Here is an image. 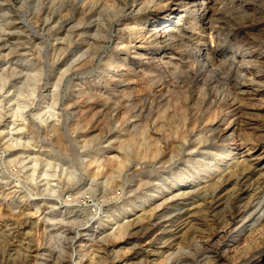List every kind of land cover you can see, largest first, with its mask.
<instances>
[{
	"label": "rangeland",
	"instance_id": "374dc122",
	"mask_svg": "<svg viewBox=\"0 0 264 264\" xmlns=\"http://www.w3.org/2000/svg\"><path fill=\"white\" fill-rule=\"evenodd\" d=\"M0 264H264V0H0Z\"/></svg>",
	"mask_w": 264,
	"mask_h": 264
},
{
	"label": "bare ground",
	"instance_id": "6f19581e",
	"mask_svg": "<svg viewBox=\"0 0 264 264\" xmlns=\"http://www.w3.org/2000/svg\"><path fill=\"white\" fill-rule=\"evenodd\" d=\"M181 2V1H180ZM155 29V28H154ZM154 33V32H153ZM162 33V32H161ZM158 35V34H157ZM248 62V61H247ZM245 64V63H244ZM55 100H56V98H55ZM225 149V147H223V150ZM222 155H224V152L223 151H221V153H220V156H222ZM117 160V159H116ZM253 160V159H252ZM118 163L119 164H122V160H120V161H118ZM117 163V164H118ZM255 163V162H254ZM125 164V163H124ZM115 165V164H114ZM127 165V164H126ZM123 167H124V165H122ZM117 167H118V165H117ZM122 167V168H123ZM263 170V169H262ZM189 180V178H188V176H186V175H183L182 176V178L181 179H179L178 181H177V184H180V185H182V183H184V182H187ZM59 198V197H58ZM134 212V211H133ZM129 214V212H127V215ZM132 214H135V212L134 213H132V212H130V214L129 215H132ZM113 217V216H112ZM111 220H113V219H111ZM108 221V220H107ZM112 222H114L113 224H111V221L110 222H108L107 224H105V225H114V226H116V227H114L112 230L114 231V234H115V236L116 235H119L120 234V236L121 235H123L126 231H128L127 230V225L124 223L123 225H120L118 222H116L115 223V219H114V221H112ZM90 223V222H89ZM128 223V222H127ZM131 225V224H130ZM113 227V226H112ZM79 232V231H78ZM84 232L85 233H89L90 232V230H88L87 228H85L84 229ZM70 233V232H69ZM67 235H68V233H67ZM127 235V234H126ZM128 235H129V233H128ZM56 236V235H55ZM114 236V237H115ZM120 236H117V237H120ZM130 236V235H129ZM128 236V237H129ZM59 237V236H58ZM123 238V237H122ZM53 239L54 238H52V240H51V238H50V242L48 243V248H50V249H52L51 251H52V253L53 252H55L56 251V249H57V247L55 246V244H54V241H53ZM59 241V240H58ZM106 243V242H105ZM32 244V247H29L30 249L31 248H33V243H31ZM30 244V245H31ZM88 245V244H87ZM42 246L43 245H40V246H38L37 247V249L35 250V253L37 254V257L39 256V257H45V254H40V252L42 251L43 252V248H42ZM81 247H83V246H81ZM92 247V246H91ZM84 249V248H83ZM102 250V249H101ZM87 251V250H86ZM103 251V250H102ZM50 253V252H49ZM87 253V252H86ZM89 253V252H88ZM48 256V255H47ZM46 256V257H47ZM55 257V256H54ZM47 259V258H46ZM27 263V262H26Z\"/></svg>",
	"mask_w": 264,
	"mask_h": 264
}]
</instances>
